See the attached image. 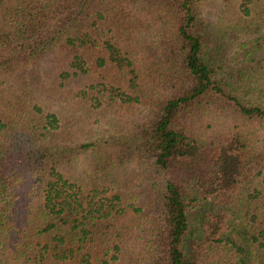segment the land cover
<instances>
[{"label": "trees", "instance_id": "16d2710c", "mask_svg": "<svg viewBox=\"0 0 264 264\" xmlns=\"http://www.w3.org/2000/svg\"><path fill=\"white\" fill-rule=\"evenodd\" d=\"M200 1L0 0V264H264V0Z\"/></svg>", "mask_w": 264, "mask_h": 264}, {"label": "rangeland", "instance_id": "374dc122", "mask_svg": "<svg viewBox=\"0 0 264 264\" xmlns=\"http://www.w3.org/2000/svg\"><path fill=\"white\" fill-rule=\"evenodd\" d=\"M228 0H205L200 1L201 6L200 9L202 11L203 18L211 23H217L218 21L229 25L233 18L227 17L225 18L226 13L223 9H219L221 4H225ZM224 24L222 26H224ZM219 26L221 24H218ZM214 26V25H213ZM244 50L239 42L235 43V47L231 48L229 51L226 52L225 56V71L229 70V66L237 67L238 65L242 64L244 61V56L242 54ZM261 73V77H264V69L259 70ZM79 107V106H77ZM136 112L138 116L143 117L145 112L143 108L140 106L136 107ZM114 109L109 110L108 112H101L100 110H94L87 123L82 122L80 125L77 126L79 128L77 131H73L74 133V141L76 143H86V142H95L102 137H105L111 133H119L120 131L124 130L127 127V124L124 122L125 119L123 118L124 115H119V110L117 112ZM83 109H79L78 113H83ZM117 113V114H116ZM131 115L129 112L125 114V117H130ZM238 123V129L240 128V122ZM222 129H227L226 126L221 125ZM246 131V138L249 139V148L250 150L254 151V154H257L259 151L264 150V136L263 133L257 123H249L248 126L244 127ZM88 150L85 153L78 155L73 161L72 169H76L81 172L89 163L93 161L94 158L97 157L98 153L100 152L101 148L94 147ZM253 159H255L253 157ZM126 163V162H125ZM130 170V167L126 168ZM183 169L181 170H168L164 172L162 179H178L184 175Z\"/></svg>", "mask_w": 264, "mask_h": 264}]
</instances>
